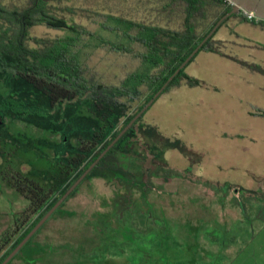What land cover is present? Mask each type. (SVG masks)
Returning <instances> with one entry per match:
<instances>
[{
  "label": "trees",
  "instance_id": "16d2710c",
  "mask_svg": "<svg viewBox=\"0 0 264 264\" xmlns=\"http://www.w3.org/2000/svg\"><path fill=\"white\" fill-rule=\"evenodd\" d=\"M232 9L228 0H0V146L5 148L0 156L11 155L16 161L2 174L6 185L28 201L23 225L15 226L18 236L0 238V264ZM231 16L246 20L234 13L220 26ZM39 25L64 34L34 36L31 30ZM223 46L213 35L200 50L223 53ZM101 49L133 63L125 65L123 73L108 74L93 62ZM247 65L264 73L258 64ZM185 68L162 94L182 81L201 83ZM143 115L52 216L65 209L82 184L99 178L114 188L102 205L112 217L101 212L100 221L113 225L119 214L136 209L151 217L150 208L141 207L148 204L149 183L143 176L158 173V167L147 165L152 154L141 138L153 128L142 122ZM16 121L44 134L13 130ZM49 219L20 251L35 241ZM152 242V251L147 246L138 249L146 259L159 251Z\"/></svg>",
  "mask_w": 264,
  "mask_h": 264
},
{
  "label": "rangeland",
  "instance_id": "374dc122",
  "mask_svg": "<svg viewBox=\"0 0 264 264\" xmlns=\"http://www.w3.org/2000/svg\"><path fill=\"white\" fill-rule=\"evenodd\" d=\"M237 32L242 37L253 35L244 25ZM31 33L39 37L64 34L47 25L35 26ZM254 38L259 43L234 39L224 51L264 68V50L254 47L264 46V36L258 33ZM92 57L108 74L123 73L124 66L133 63L104 49ZM238 71L236 66L224 70L213 62L201 67L199 75L237 79ZM262 98L252 95L246 101L256 110L264 106ZM154 103L141 119L153 128L141 138L152 154L147 165L158 167V173L143 176L149 183L148 204L141 207L150 208L151 217L136 209L119 214L120 220L113 225L100 221L101 212L112 217L109 207L102 205L113 196L114 188L94 178L79 187L65 209L58 210L35 241L9 264H264V127L248 130L242 137L221 134L220 123L239 120L235 117L238 104L232 100H216L201 108L198 103L186 105L182 110H168L161 118L152 116ZM13 130L44 134L18 121ZM169 142H179L181 147L167 146ZM12 158L0 156V238L6 235L7 239L18 236L15 226L23 225L28 205L3 180V171L16 163ZM152 241L158 243L159 251L146 259L138 249L147 246L152 251Z\"/></svg>",
  "mask_w": 264,
  "mask_h": 264
},
{
  "label": "crops",
  "instance_id": "0c3cea01",
  "mask_svg": "<svg viewBox=\"0 0 264 264\" xmlns=\"http://www.w3.org/2000/svg\"><path fill=\"white\" fill-rule=\"evenodd\" d=\"M241 25L247 28L250 35L253 34L251 35L252 37L249 35L242 37L237 32ZM258 33L264 36V23L248 22L240 16L229 17L214 33V41H222L224 43L223 53L212 50H200L193 60L186 65L185 69L190 68V71L185 72L198 79L201 83L197 86H190L185 81H182L181 85L174 87L155 101L154 107L156 108L152 116L161 118L164 117L163 114H166L168 110H182L186 105L194 103H198V107L201 108L204 105L216 102V100L225 99L232 100L238 104L235 117L239 120L238 122L224 121V123H220L219 126L223 129L221 134L227 136L228 133H231L242 137L248 130L257 131L261 126L264 127V114L262 113L264 112V106L254 110L252 108L253 105L250 106V101H246L248 97L252 98V95H254V97H263L262 102H264V73L252 69L247 65L250 64L248 61L237 59L224 51L225 44L235 43L234 39L245 38L252 44L253 42L259 43L254 38ZM254 47L264 50V46L261 44H254ZM213 62L221 64L224 70L227 66H236L239 70V78L213 80L204 77V75H199L201 67H205L206 63L211 64ZM228 74L230 75L231 73L228 72ZM211 113L212 111H210ZM250 141L255 142L256 140L251 138Z\"/></svg>",
  "mask_w": 264,
  "mask_h": 264
},
{
  "label": "water",
  "instance_id": "95a60500",
  "mask_svg": "<svg viewBox=\"0 0 264 264\" xmlns=\"http://www.w3.org/2000/svg\"><path fill=\"white\" fill-rule=\"evenodd\" d=\"M234 3L233 9L230 13L222 17L212 31L205 37V39L193 50V52L186 58L176 72L170 76L168 81L162 86V88L149 100V102L141 109V111L131 120V122L122 130V132L112 141V143L106 148L101 156L86 170V172L75 182V184L58 200V202L44 215V217L36 224V226L27 234V236L16 246V248L5 258L1 264H8L16 254L24 247V245L32 238V236L42 227V225L52 216V214L60 207L68 195L77 187V185L84 179V177L92 170V168L98 163L103 155L120 139V137L128 130V128L160 97L166 86L174 77L186 67L191 59L200 51L205 42L214 35L220 24L224 19L234 13H239L241 8L248 11H254L256 15L264 19V0H229Z\"/></svg>",
  "mask_w": 264,
  "mask_h": 264
},
{
  "label": "built area",
  "instance_id": "2783aa9c",
  "mask_svg": "<svg viewBox=\"0 0 264 264\" xmlns=\"http://www.w3.org/2000/svg\"><path fill=\"white\" fill-rule=\"evenodd\" d=\"M229 2H230V4L232 6H234V3L233 2H231V1H229ZM239 13H241L248 22H252V23H264V19L258 17L254 11H248L246 9L241 8V10H240Z\"/></svg>",
  "mask_w": 264,
  "mask_h": 264
}]
</instances>
